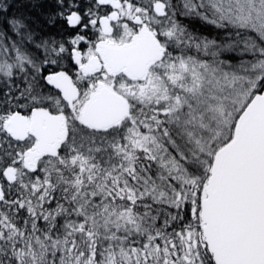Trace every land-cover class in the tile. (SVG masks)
<instances>
[{
	"label": "snow or ice",
	"instance_id": "snow-or-ice-1",
	"mask_svg": "<svg viewBox=\"0 0 264 264\" xmlns=\"http://www.w3.org/2000/svg\"><path fill=\"white\" fill-rule=\"evenodd\" d=\"M0 264H264V0H0Z\"/></svg>",
	"mask_w": 264,
	"mask_h": 264
}]
</instances>
